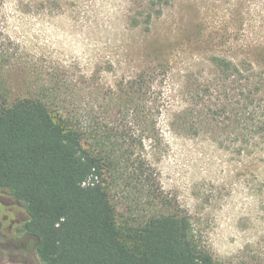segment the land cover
I'll return each instance as SVG.
<instances>
[{
    "label": "rangeland",
    "instance_id": "1",
    "mask_svg": "<svg viewBox=\"0 0 264 264\" xmlns=\"http://www.w3.org/2000/svg\"><path fill=\"white\" fill-rule=\"evenodd\" d=\"M151 1L0 0V93L39 95L69 80L85 125L106 90L125 94L145 74L152 83L145 114L153 117L155 98L166 110L160 140L150 126L131 129L128 182L111 191L119 218L142 219L165 206L190 217L197 240L221 264H264V129L244 122L233 129L240 111L264 119V94L240 109L227 81L216 85L225 95L215 89L226 110L217 126L195 132L169 124L193 105L196 85L216 75L213 55L264 66V0H172L152 23L130 24L145 19ZM134 182L142 190L131 192ZM27 219L24 203L1 191L0 264H44L37 238L23 228Z\"/></svg>",
    "mask_w": 264,
    "mask_h": 264
},
{
    "label": "trees",
    "instance_id": "2",
    "mask_svg": "<svg viewBox=\"0 0 264 264\" xmlns=\"http://www.w3.org/2000/svg\"><path fill=\"white\" fill-rule=\"evenodd\" d=\"M171 1L152 0L149 10L141 12L145 19L133 16L129 23H152ZM209 62L216 75L196 85L191 107L173 113V129L197 132L203 125L217 126L226 110L217 104L215 89L227 81L240 109L254 107L264 94V66L223 55H213ZM145 80L139 74L129 81L132 91L125 94L106 90V101L87 109L85 125L75 111L69 80L50 83L39 95L11 98L2 89L0 192L24 203L28 219L23 228L37 238L44 264H221L199 243L186 214L160 206L142 219L118 216L111 191L128 182L135 160L131 129L138 123L154 129L159 140L161 136L166 106L155 98L153 117L145 114L152 86ZM238 116L241 121L233 129H241L242 122L246 129H264V119L248 111ZM137 184L126 185L135 193L142 190Z\"/></svg>",
    "mask_w": 264,
    "mask_h": 264
},
{
    "label": "flooded vegetation",
    "instance_id": "3",
    "mask_svg": "<svg viewBox=\"0 0 264 264\" xmlns=\"http://www.w3.org/2000/svg\"><path fill=\"white\" fill-rule=\"evenodd\" d=\"M29 259L34 263V259L32 258V256L31 255H29ZM31 262V263H32ZM27 263H28V261H27ZM29 264V263H28Z\"/></svg>",
    "mask_w": 264,
    "mask_h": 264
}]
</instances>
